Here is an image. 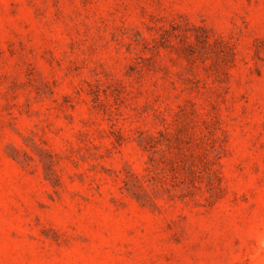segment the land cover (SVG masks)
I'll use <instances>...</instances> for the list:
<instances>
[{"label":"rangeland","instance_id":"obj_1","mask_svg":"<svg viewBox=\"0 0 264 264\" xmlns=\"http://www.w3.org/2000/svg\"><path fill=\"white\" fill-rule=\"evenodd\" d=\"M0 264H264V0H0Z\"/></svg>","mask_w":264,"mask_h":264}]
</instances>
